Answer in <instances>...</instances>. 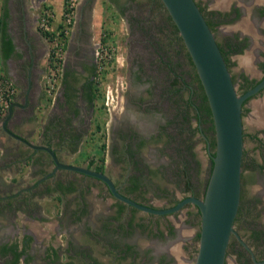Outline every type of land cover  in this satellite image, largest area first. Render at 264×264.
<instances>
[{
    "label": "rangeland",
    "instance_id": "rangeland-1",
    "mask_svg": "<svg viewBox=\"0 0 264 264\" xmlns=\"http://www.w3.org/2000/svg\"><path fill=\"white\" fill-rule=\"evenodd\" d=\"M232 1L196 0L206 15L212 11L210 8L224 7ZM240 1L250 5L248 0ZM24 2L30 22L22 27L10 21L8 30L17 49L10 60L0 59V75L15 84L14 100L26 97L28 100L21 125L11 122L16 130L31 142L43 143L51 120L62 113L72 114L71 110H64L61 72L81 74L83 63L92 62L98 78L97 94L92 104H86L78 95L76 105L81 111L72 116L74 133L76 137L79 134V139L74 150L72 145L60 148V160L86 165L91 158L99 162L103 155L104 172L115 184L150 206H171L193 191L203 198L213 152V121L211 115L202 111L198 124L194 107L187 105L188 98L198 106L203 100L195 67L163 2ZM66 2L72 6L69 11L64 9ZM67 18L71 20L70 25H64L63 46L58 23L68 24ZM221 23L213 25L212 31L222 46L240 26L251 36L250 45L241 44L244 48L228 55V69L235 79L237 93H242L247 84L244 77L257 81L264 72V19L247 6L239 23L230 19ZM43 30L55 31L56 35L49 39ZM22 31L31 47V58L27 45L22 43ZM89 36L93 52L92 47L85 48ZM52 50L54 55L50 58ZM250 54L252 59L247 68L242 61ZM19 63L23 64L21 78L12 73ZM242 125V214L254 197L258 201L234 224L240 239L247 241L250 228H261L264 224V88L242 105ZM130 127L138 133L144 130L147 135L157 129L171 132L169 141L164 136L152 139L134 154L141 164L166 166L162 174L144 172V181L137 186L127 185L126 173L134 176L135 172L128 169L121 154ZM188 144L194 155L189 154ZM182 167L192 184L189 189L180 171ZM36 180L38 184H34ZM200 219L197 207L191 203L163 215L120 203L103 181L64 168L54 169L46 152L0 130V243L21 242L24 234L30 235L27 264H91L94 260L99 264H194ZM181 227L187 231L184 230V237ZM236 242L228 245L225 264L243 263L246 252ZM168 243L174 252L165 247ZM127 246H131L130 251ZM53 250L57 252L54 259ZM3 259L0 256V264ZM19 264H23V256Z\"/></svg>",
    "mask_w": 264,
    "mask_h": 264
},
{
    "label": "water",
    "instance_id": "water-1",
    "mask_svg": "<svg viewBox=\"0 0 264 264\" xmlns=\"http://www.w3.org/2000/svg\"><path fill=\"white\" fill-rule=\"evenodd\" d=\"M194 64L211 111L215 149L211 153L212 167L203 198L190 195L172 206H149L121 193L113 180L102 171L60 161L48 145L29 142L6 127H2L29 146L46 150L54 162V169L64 168L102 180L111 194L119 200L150 213L164 214L193 203L200 213L198 249L194 264H225L227 245L232 232L241 192V162L243 154L242 103L264 87V75L242 93H237L226 61L214 32L208 25L196 0H161ZM11 112V107L9 109ZM52 173V172H49ZM263 264V262H258Z\"/></svg>",
    "mask_w": 264,
    "mask_h": 264
},
{
    "label": "flooded vegetation",
    "instance_id": "flooded-vegetation-1",
    "mask_svg": "<svg viewBox=\"0 0 264 264\" xmlns=\"http://www.w3.org/2000/svg\"><path fill=\"white\" fill-rule=\"evenodd\" d=\"M24 1L25 0H6V5H7V8H8L7 30H8V25L10 24V21H12V20H14L15 26H18V25L21 26L22 25V27H24L25 24L27 23V21H29L31 19V18L28 19V17H27L28 12H29V9L27 8V5H26V3ZM220 1L223 2L224 0H216V2H220ZM248 1H250V5H247L248 2H246V1H245V4H243L240 0H233L232 2H230L228 5H226L224 7H220V8H210L211 10H214L215 11L214 16L219 19V22H217L216 24H214V26H216V25L218 26L219 24H222L221 22L224 19H230L231 21H234L236 23H239V21L242 19V14L244 13L245 8H247V6H249V7L251 6L254 9V11H255L256 16H258L261 20L264 19V0H248ZM245 5H247V6H245ZM34 20H36V19H32V21H34ZM245 27L247 28V26H245ZM239 28H241V26ZM239 28H237V31H235L234 33H232V38H229L228 41L225 42V44H226V45L224 44L225 47H227V43H228V44H232L233 46L238 45V47L244 48V46L246 47V45H250L252 43L250 34L247 31H245V30L243 31L242 29H239ZM8 32H9V30H8ZM9 35L11 36L12 41L14 42V38L12 37V35L10 33H9ZM26 37H27L26 36V33H24V31H22L21 32L22 43L25 42L24 44L27 45L28 54H29V56L31 58L32 57V55H31V47H30L29 42L26 39ZM263 37H264V34H263ZM85 41L88 44V45L85 44L86 45L85 48L88 49V50H91L92 45H91V38H90V36L89 37H86ZM241 44L244 45V46H241ZM14 45H15V42H14ZM16 49L17 48H16V45H15V51H14V53L10 57H8L6 59V61L10 60L14 56V54L16 52ZM92 52H93V47H92ZM250 57H252L251 54H250V56L244 58L243 61H242V63L247 68H250V63H251V59H252ZM16 66H18V67L17 68H14L12 70V73L16 77L21 78L22 75H21L20 72L23 71V64L22 63H19ZM92 66H94V65H92V62L91 63L90 62L83 63V67H82V70L83 71L81 72V74L83 76H86L89 73V71H90V69H91ZM263 75H264V72H263ZM263 75L259 78V80L263 77ZM24 101H26V102H24L25 103L24 107H26V105L28 103V100L26 99ZM85 102H86V104H89V103H87L86 100H85ZM10 107H11V112L9 111ZM24 107H23V98L20 99V100H18V99L13 100L11 102L10 106L8 107L6 114L2 117V119L0 121V130H2L3 132H5L6 134H8L3 129V127H2V121L6 117H8L7 120H6V127L11 132H13V133H15V134L20 135L21 137H23V134L21 132L17 131L16 130V126L14 127L11 122L14 120L15 121L14 123H16L15 125H17V124L18 125H21V123L23 122V109H24ZM83 108L85 109V106ZM67 109L69 111V108L66 106L64 110H67ZM80 111H81V109L77 107V110L75 111V109H74V111L72 112V114L74 116L75 115H78L80 113ZM68 115L69 114H66V113L65 114H63V113L60 114V116L62 118H67ZM54 118H57V116H55ZM54 118L51 120V122L52 121H55ZM73 118H75V117H73ZM213 129H214V127H213ZM52 130L51 131H48V136L47 137H49L52 134ZM127 130L128 131H126L127 133L125 132L126 133L125 136H124L125 133H123V136L126 137V138H124V141H123V146L121 148V154H123L124 157H125V160L127 162L128 169L129 168H132L133 171L135 172L134 176L132 174H130V173H126L127 185H130L131 186L135 182H137V184L138 183L139 184L142 183L144 181L143 180V178H144V172L149 173L150 175L153 172H157L159 174H162L163 170H166L165 169L166 166H165L164 163H158L155 166H151V165H149L147 163L146 164L145 163L141 164L142 162L140 160L138 161L137 158H134L135 157L134 154H136L138 152V150H140L143 145L147 144L152 139L159 140L162 136H164V140L165 141H169L170 140V137H171L170 136L171 132L169 130H166V131L162 132V130L157 129L154 133H150L149 135H147V134H144V130H141L142 132H139V133L137 132V130L132 129L131 127L128 128ZM12 137L15 138L14 136H12ZM25 139H27L30 142V140L28 138L25 137ZM78 139H79V134H78V137H74L72 139L74 145H72V148L71 149H73V150L76 149L75 146L77 144ZM214 139H215V136H214ZM18 140L21 141V142H23L20 139H18ZM45 142H47V143H44V141H43V143H35V144H37V145H40V144H47V145H49L48 144L49 143L48 140L45 141ZM32 148H34V147H32ZM34 149H38V150H42V151L46 152L50 156V158H51V155L46 150L41 149V148H34ZM59 150H60V148H56V147L54 148V151L56 152L57 157L60 160ZM60 161H62V160H60ZM85 166H87V163H86ZM89 168H91V167H89ZM92 169H94V168H92ZM103 172H104V163H103ZM81 174H83V173H81ZM84 175H86V174H84ZM87 176H90V175H87ZM90 177H93V176H90ZM94 178H96V177H94ZM130 178H131V180H130ZM38 182H39V180H36L34 184H38ZM206 185H207V183H206ZM116 186H117L118 190L121 193H123L126 196L131 197L130 195H128V192L127 191H124L123 189H121L122 186L121 187L118 186V185H116ZM205 188H206V186H205ZM204 192H205V189H204ZM190 195H193V196H196L197 197L196 193L193 191V192L188 193L185 196L181 197L180 199H182V198H184L186 196H190ZM131 198L134 199V197H131ZM134 200H136V199H134ZM179 200H177L176 202H178ZM241 200H243V199L241 197V192H240V201H239V206H238L239 211H240V209L242 210ZM118 202L125 203V202H123L122 200H119V199H118ZM254 202H255V204L258 202L257 199H256V197H254V199H252V201L249 204L248 203L246 204V208L244 209L243 214L240 213L237 218H234L233 228H234V224H236V222L239 219H241L242 216L245 217L248 214V212H250L249 209L252 207V205L254 204ZM187 204H189V203L184 204L180 209L184 208ZM191 204H193V203H191ZM131 207H133V206H131ZM166 207H168V206H166ZM162 208H164V207H162ZM174 212H176V211H174ZM174 212H171V213H174ZM153 214H157V213H153ZM164 214H170V213H164ZM161 215H163V214H161ZM169 228H170V230L173 229V227L171 228V226H169ZM259 232H261V234ZM258 233L260 235L255 238V235H257ZM260 237H262V238H260ZM198 238H199V232H198ZM12 241L13 240H11L9 242H12ZM231 241H234V243L237 241L240 244V246L242 247V249H244L245 252H246V254H244V256H245L244 258L245 259L242 260L243 261L242 264H259L258 262H263V264H264V224L261 225V228L253 227L252 226L250 228V232L248 233V240L247 241H243L242 239H240L238 233L235 230V232H232L231 235H230V238H229V241H228V245L230 244ZM4 243H7V242L0 243V247ZM174 243L177 244V241H175ZM228 245H227V248L229 247ZM165 247L167 249L171 250L172 252H174V250L172 249V247H171V245L169 243ZM130 248H131V246H128V251H130ZM25 255L26 254L23 253V257ZM0 256H2L4 258L3 261H2L3 264H7L8 259L11 258V254L10 253L2 254L0 252ZM51 258H52V255H51ZM23 263H24V261H23ZM177 264H178V262H177Z\"/></svg>",
    "mask_w": 264,
    "mask_h": 264
},
{
    "label": "trees",
    "instance_id": "trees-1",
    "mask_svg": "<svg viewBox=\"0 0 264 264\" xmlns=\"http://www.w3.org/2000/svg\"><path fill=\"white\" fill-rule=\"evenodd\" d=\"M67 1V0H65ZM198 4V3H197ZM200 10L202 11L208 25L210 26V28L213 30V25L217 22H219V19L217 17L214 16L215 11H208L209 15H206V13L203 11V8L198 4ZM65 11H69L72 9V6L68 5V2L65 3ZM207 12V13H208ZM219 14V13H218ZM209 16V18L207 17ZM66 19V18H65ZM7 20H8V8L6 5V0H3L2 4L0 5V59L4 62L8 57H10L14 51H15V45L14 42L12 41L11 36L9 35V32L7 30ZM71 20V18H70ZM70 20L67 21L68 24H64L62 21L58 23V26L60 27L59 30V40H63L62 45L64 46L65 44V26L64 25H70ZM177 28V27H176ZM42 33L44 34V36H46L49 39H52V37H54L56 35L55 31H47V30H43ZM219 48L223 54V57L226 61L227 67H229V53L233 52V51H237L240 50L241 47L233 46L232 44H228L227 43V47L224 48V46H222L221 43H219L217 41ZM226 45V44H225ZM54 55V51L52 50V52L50 53V58H52V56ZM190 57V55H189ZM190 61L192 63V65L194 66L191 57H190ZM197 76V82L199 85V89H201V94L200 97L202 98V104L201 106L198 105H194L191 101L190 98H188L187 101V105L189 107L193 106L194 110L196 112V120L199 123H201V113L202 111H204V114L207 115H211V111L207 102V98L205 95V92L203 90L202 84L199 80V77L196 73ZM233 82H234V78L231 75ZM97 75H96V66H92L89 73L86 76L81 75L78 72H73V71H69V70H63L61 72V82L63 84V88H64V98L65 101H67V104H69L70 106L75 107V101H76V97L78 96V91H81V95L83 97L84 100L87 101V103L92 104L96 94H97V86H96V81H97ZM258 81V80H257ZM257 81H251L249 79H247V77H244V82L247 83L245 87H243V90L251 87L252 85H254ZM264 88V87H263ZM262 88V89H263ZM261 90V89H260ZM251 97V96H250ZM250 97L246 98L242 105L246 102V100H248ZM77 110V108L75 107V111ZM201 110V111H200ZM211 121H212V116H211ZM99 125L96 124V128H98ZM212 127H213V123H212ZM61 139L63 138L62 136H60ZM172 140H174V138H172ZM102 146L104 147L105 144L103 143ZM187 147V146H186ZM191 145L188 144V150H189V154L190 155H194V153L191 151ZM211 147L213 148V152L214 153V149H215V139L212 141L211 143ZM182 149L180 148V151ZM181 155L183 156V153L181 152ZM186 155L188 157V153L186 152ZM99 162L97 160L94 159H90L87 162V166L94 168L95 170L98 171H102L103 172V155L100 156L98 158ZM211 167H212V161L210 164V171H211ZM180 171L182 173V175L184 176V180H185V186L186 188H190L191 187V183H190V179L188 176V172L186 170L185 167L180 168ZM207 183V182H206ZM137 182H135L133 185H136ZM241 207V206H240ZM134 209H136L135 207H133ZM246 208V207H245ZM199 211V210H198ZM242 213L241 209L239 211H237L236 217H238V215ZM256 233V232H255ZM261 234V232H259ZM255 235V238L258 237L260 234ZM262 238V237H260ZM31 241V236L28 234L23 235L22 237V241H12V242H7L1 245L0 247V252L2 254H6V253H10L11 254V258L8 259L7 264H19L21 256H23V253L26 254L27 249L29 247V242ZM128 248V246L126 247V249ZM52 258L54 259L55 257H57V252L55 250H53V252H51ZM23 264H27L29 261V256L26 254L23 257ZM92 264H99L97 261L94 260V262H92Z\"/></svg>",
    "mask_w": 264,
    "mask_h": 264
},
{
    "label": "crops",
    "instance_id": "crops-1",
    "mask_svg": "<svg viewBox=\"0 0 264 264\" xmlns=\"http://www.w3.org/2000/svg\"><path fill=\"white\" fill-rule=\"evenodd\" d=\"M30 73H31V71H30V67H29V69L27 68V71H26L28 88L30 87V82H31V79H30L31 74ZM63 90H64V88L62 89V96H63V100H64V105H65V107L67 106L69 108V110H71L73 112L75 107L76 108L78 107L76 105V103H77L76 101H77L78 96L76 97L75 107H74V105L72 107L69 104H67V101H65V98H64V95H63V93H64ZM78 95H79V97L80 96L82 97L80 90L78 91ZM26 99H27V97H26ZM82 99H83V97H82ZM24 102H26V101L23 100V107L25 105ZM70 115H68L67 118H62L61 116H58L57 118H54L55 121L51 122V126H49V127H47L48 125L46 126L47 127V130H46L47 134H46L45 141H47V140L49 141V143H48L49 145L48 146H50L53 150H54L55 147L56 148H64V147H69L70 145H74L72 139L74 137H76L75 136L76 133H74V125H75V120L74 119L75 118H73L74 117V116H72L73 114H70ZM51 130H52V134L49 137H47L48 136V131H51ZM8 134L10 136H12L10 133H8ZM60 136H62L63 138L61 139ZM77 137H78V135H77ZM45 141H44V143H47ZM32 143H34V142H32ZM45 145H47V144H45Z\"/></svg>",
    "mask_w": 264,
    "mask_h": 264
},
{
    "label": "built area",
    "instance_id": "built-area-1",
    "mask_svg": "<svg viewBox=\"0 0 264 264\" xmlns=\"http://www.w3.org/2000/svg\"><path fill=\"white\" fill-rule=\"evenodd\" d=\"M67 20L69 21L70 18H67ZM14 95L15 84L13 81L6 76L0 75V121L14 100Z\"/></svg>",
    "mask_w": 264,
    "mask_h": 264
},
{
    "label": "bare ground",
    "instance_id": "bare-ground-1",
    "mask_svg": "<svg viewBox=\"0 0 264 264\" xmlns=\"http://www.w3.org/2000/svg\"><path fill=\"white\" fill-rule=\"evenodd\" d=\"M184 230H185V229L181 227V237H184V236L186 235V233H185L186 230H185V231H184ZM186 232H187V231H186ZM174 244H175V243H174Z\"/></svg>",
    "mask_w": 264,
    "mask_h": 264
}]
</instances>
